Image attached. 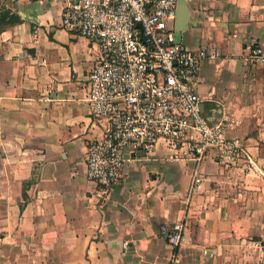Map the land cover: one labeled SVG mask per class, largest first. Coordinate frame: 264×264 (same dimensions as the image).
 I'll list each match as a JSON object with an SVG mask.
<instances>
[{"label": "crops", "instance_id": "1", "mask_svg": "<svg viewBox=\"0 0 264 264\" xmlns=\"http://www.w3.org/2000/svg\"><path fill=\"white\" fill-rule=\"evenodd\" d=\"M63 3L0 0L18 16L0 28V264H169L172 252L176 264H264V65L242 58L245 45L264 47V0H188L176 32L183 47L216 50L192 86L255 168L157 148L127 159L105 199L85 162L101 135L85 100L97 43L61 27ZM175 221L178 247L161 232Z\"/></svg>", "mask_w": 264, "mask_h": 264}, {"label": "built area", "instance_id": "2", "mask_svg": "<svg viewBox=\"0 0 264 264\" xmlns=\"http://www.w3.org/2000/svg\"><path fill=\"white\" fill-rule=\"evenodd\" d=\"M63 1L61 27L95 41L98 48L87 73L85 100L101 135L89 141L85 162L86 176L102 199L122 178L125 161L135 156L131 153L139 150L146 156L163 148L170 159L190 158L198 165L213 150L228 166L255 168L243 138L228 136L224 121L210 124L200 110L201 97L192 84L202 60L216 56V50L180 45L174 28L177 0ZM243 50L246 62L264 65L262 45ZM198 165L190 192L202 180ZM183 229L182 221L161 225L172 247L180 245ZM176 263L172 252L169 264Z\"/></svg>", "mask_w": 264, "mask_h": 264}, {"label": "water", "instance_id": "3", "mask_svg": "<svg viewBox=\"0 0 264 264\" xmlns=\"http://www.w3.org/2000/svg\"><path fill=\"white\" fill-rule=\"evenodd\" d=\"M189 18H190V11H189L188 0H177L176 15H175V20H174V28H175L176 32H181L188 26ZM200 110L210 124L217 122V121L210 120L204 114L202 100H200ZM131 155L132 156H134V155L135 156H144L145 152L143 150H139L136 153H131ZM125 157H128V155L125 154Z\"/></svg>", "mask_w": 264, "mask_h": 264}, {"label": "trees", "instance_id": "4", "mask_svg": "<svg viewBox=\"0 0 264 264\" xmlns=\"http://www.w3.org/2000/svg\"><path fill=\"white\" fill-rule=\"evenodd\" d=\"M18 16L15 14H12L6 10H0V28L4 25V23H6L7 21L10 20H17Z\"/></svg>", "mask_w": 264, "mask_h": 264}]
</instances>
